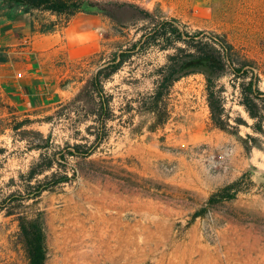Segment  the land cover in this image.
<instances>
[{
	"label": "rangeland",
	"instance_id": "rangeland-1",
	"mask_svg": "<svg viewBox=\"0 0 264 264\" xmlns=\"http://www.w3.org/2000/svg\"><path fill=\"white\" fill-rule=\"evenodd\" d=\"M90 1L96 7L68 22L38 11L12 21L15 42L27 44L42 35L31 30L54 23L45 35L58 57L45 105L25 112L0 88V198L11 203L0 211V264H28L18 218L39 213L46 264H264V136L250 129L228 79L218 86L230 126L215 125L202 64L173 84L160 115L148 112L157 72L175 50L139 42L171 20L191 34L225 35L256 62L264 91V0ZM66 48L89 52L69 59ZM121 53L129 55L122 64ZM116 66L103 81L113 112L104 130L94 123L95 97L83 90ZM239 118L248 126H236ZM91 143L89 157L69 155ZM40 155L54 166L28 186ZM241 177L233 199L208 205Z\"/></svg>",
	"mask_w": 264,
	"mask_h": 264
},
{
	"label": "trees",
	"instance_id": "trees-1",
	"mask_svg": "<svg viewBox=\"0 0 264 264\" xmlns=\"http://www.w3.org/2000/svg\"><path fill=\"white\" fill-rule=\"evenodd\" d=\"M0 7L5 12L0 16V22L12 23L14 17L25 15L32 11L49 13L57 18H64L68 22L74 16L85 13L88 8L96 7L90 0H0ZM54 23L49 26L40 27L37 31L41 34L53 33L56 30ZM145 47L159 46L160 50H175V53L167 57V64L157 72L155 88L150 95L148 112L160 115L159 103L168 95L170 88L181 77L199 72L202 64L206 68L203 72L205 79L206 103L209 108L211 119L218 127L224 129L229 125V116L226 114V98L223 96V86H218L222 79H228L231 87L239 92V105L253 120L250 129L264 136V91L260 89L261 77L256 62L249 58L243 51L238 50L225 35L207 33L205 31L193 34L179 29L175 20L153 24L149 33L143 35L139 42ZM182 44L183 48L177 45ZM161 45V46H160ZM135 44L133 47H136ZM129 55L121 53L120 63L126 62ZM119 66L105 67L97 71L94 77L84 87L83 92L93 95L96 99L95 112H93L94 123L106 130V124L112 120L111 96L105 94L103 81L109 79ZM236 126L248 124L241 118L235 120ZM96 144L101 143L102 138L98 134H92ZM106 137V136H104ZM251 138V136H248ZM253 139V138H251ZM74 144L69 149L70 156L87 158L94 153L93 144ZM54 158L40 155L37 163H34L26 175L28 186L39 175L49 171L54 166ZM244 177L223 188L212 195L208 205L231 200L239 191L240 183ZM33 195V194H32ZM31 195H21L19 199H30ZM37 194L33 198H37ZM11 201V200H10ZM12 202V201H11ZM9 199L0 198V211L9 206ZM20 235L25 247V255L28 264H46L45 236L42 214L33 218L19 217Z\"/></svg>",
	"mask_w": 264,
	"mask_h": 264
},
{
	"label": "crops",
	"instance_id": "crops-1",
	"mask_svg": "<svg viewBox=\"0 0 264 264\" xmlns=\"http://www.w3.org/2000/svg\"><path fill=\"white\" fill-rule=\"evenodd\" d=\"M14 27L13 22H0V88L27 112L52 99L55 78L52 69L58 48H53L52 36L45 34L31 36L28 44L24 39L21 43L15 42ZM88 49L66 48L65 56L69 59L81 57L89 52Z\"/></svg>",
	"mask_w": 264,
	"mask_h": 264
}]
</instances>
